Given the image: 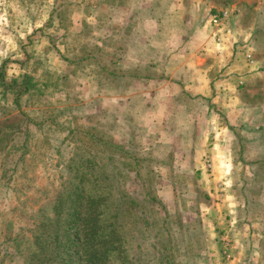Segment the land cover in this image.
Instances as JSON below:
<instances>
[{
	"label": "rangeland",
	"instance_id": "1",
	"mask_svg": "<svg viewBox=\"0 0 264 264\" xmlns=\"http://www.w3.org/2000/svg\"><path fill=\"white\" fill-rule=\"evenodd\" d=\"M219 45L263 87L264 0H0V264H26L43 209L99 167L161 203L147 206L172 222L175 264H264V95L228 107L158 84L177 53Z\"/></svg>",
	"mask_w": 264,
	"mask_h": 264
},
{
	"label": "trees",
	"instance_id": "2",
	"mask_svg": "<svg viewBox=\"0 0 264 264\" xmlns=\"http://www.w3.org/2000/svg\"><path fill=\"white\" fill-rule=\"evenodd\" d=\"M92 167L91 163L85 165L88 171ZM104 169L83 172L81 177L75 174L74 180L79 182L68 181L50 211L43 209L42 213L52 215L39 216L26 264H153L155 260L175 264L177 242L172 222L166 211L157 221L153 218L156 213L147 206L164 210L161 203L149 194L140 203L118 182L109 183ZM91 179L98 191L89 194ZM129 241H138V252L125 248ZM142 243L146 248H141Z\"/></svg>",
	"mask_w": 264,
	"mask_h": 264
},
{
	"label": "crops",
	"instance_id": "3",
	"mask_svg": "<svg viewBox=\"0 0 264 264\" xmlns=\"http://www.w3.org/2000/svg\"><path fill=\"white\" fill-rule=\"evenodd\" d=\"M213 20L214 18L211 19V23L213 24L212 27L216 29L214 32L212 29L214 34L218 32L217 26L221 24H217V22H213ZM224 36H227V31ZM217 48V50L209 49L207 54H200L199 56L189 55L185 62H182L185 53H177V55H174L175 58L172 57V60H174V62L177 60L176 62L180 63V65L176 69L172 64L171 66H167L166 76L164 79L159 77L158 84L162 83V81H166L168 85L174 86V89L170 87L174 91L173 94H175L176 90H179V92L189 98L206 99V102L210 104L221 103V106L228 105V107H231L230 105H232V101H235L239 91H245L246 94L251 93V97L260 92L264 95V85L261 87L255 84L261 77L256 65L253 62L250 63L245 61L242 56L236 53L234 54V51L228 47L223 49L221 45H219ZM208 58H213L218 62H222L220 63L221 69H219L217 73L215 71V74L212 73V69L206 67ZM199 61L202 63H198ZM168 62H171V58ZM170 74L172 75L170 76ZM248 82H254V84L250 85ZM220 138H222L221 135ZM217 141L216 139V145L213 146L210 151L206 152L205 155L209 153V157L211 158L210 162L215 168H219V166L222 168L226 166V163L223 162V158L221 157L227 153L223 148L224 143ZM213 157H215V159H212ZM200 166L201 162L199 161L196 163L195 167L199 170L201 169ZM202 169H204L203 163Z\"/></svg>",
	"mask_w": 264,
	"mask_h": 264
},
{
	"label": "built area",
	"instance_id": "4",
	"mask_svg": "<svg viewBox=\"0 0 264 264\" xmlns=\"http://www.w3.org/2000/svg\"><path fill=\"white\" fill-rule=\"evenodd\" d=\"M213 22H217V20H216V19H214V20H213Z\"/></svg>",
	"mask_w": 264,
	"mask_h": 264
}]
</instances>
